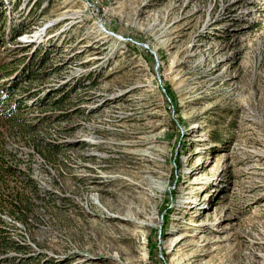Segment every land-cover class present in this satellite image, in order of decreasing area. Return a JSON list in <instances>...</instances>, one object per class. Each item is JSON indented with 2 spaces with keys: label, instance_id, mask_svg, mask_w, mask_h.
I'll return each instance as SVG.
<instances>
[{
  "label": "rangeland",
  "instance_id": "374dc122",
  "mask_svg": "<svg viewBox=\"0 0 264 264\" xmlns=\"http://www.w3.org/2000/svg\"><path fill=\"white\" fill-rule=\"evenodd\" d=\"M0 65V264H264V0H0Z\"/></svg>",
  "mask_w": 264,
  "mask_h": 264
},
{
  "label": "trees",
  "instance_id": "16d2710c",
  "mask_svg": "<svg viewBox=\"0 0 264 264\" xmlns=\"http://www.w3.org/2000/svg\"><path fill=\"white\" fill-rule=\"evenodd\" d=\"M18 30L16 29L15 33H13V39H16L18 37H20L21 35H23V29L20 28L19 26L17 27ZM12 39V40H13ZM11 40V42H12ZM38 54H35L33 59H31L32 61L29 63V65L31 66L29 69L30 74L28 75H24L23 76V80H27V79H33V77L37 78L38 73L33 75L32 68L35 65H38L39 68H42L43 65L46 63V59H47V53L43 54V57L41 59L38 60L37 63H35V57H37ZM3 73L5 76H10L12 75V71H7L4 69L3 66L0 65V73ZM30 76L32 78H30ZM17 85L14 83L10 86L5 87V90L0 89V115H5V117H12L14 110L20 106V104H22L23 106L20 107H24V104L22 102H15L14 99H11L10 95L12 92L15 91ZM60 93H63V90L60 91ZM38 94H32L30 95V97L33 98H37ZM69 96H65L63 95L62 97L58 98V99H53L50 96H46L44 99H42L41 105L40 107H49L51 109H61V108H65L64 104L67 102ZM10 101L14 102L15 106L11 107L10 106ZM39 101V100H37ZM15 119V118H14ZM18 122V121H17ZM6 172H12L11 168L6 169ZM24 181H26V188L31 189L35 195L37 193L36 191V185L34 184V181L27 177ZM7 209L8 213L12 216H15L16 219L20 222V223H25L27 222V218H28V214L31 213V209L29 208V204L27 203V200H25L23 198V196L21 194H16V196L14 198H12L9 201H5L3 200V202H0V213L2 212V209ZM3 225V222L0 218V252L2 251H14V252H18L21 253L23 252V248L21 246H19L17 243L11 242L8 238L4 237L2 232H4L5 230L3 228H1V226Z\"/></svg>",
  "mask_w": 264,
  "mask_h": 264
}]
</instances>
